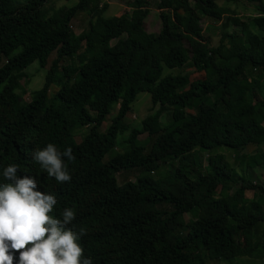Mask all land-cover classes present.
Returning a JSON list of instances; mask_svg holds the SVG:
<instances>
[{
	"label": "trees",
	"instance_id": "trees-1",
	"mask_svg": "<svg viewBox=\"0 0 264 264\" xmlns=\"http://www.w3.org/2000/svg\"><path fill=\"white\" fill-rule=\"evenodd\" d=\"M48 1L0 0V183L3 168L16 164L18 177L36 178L37 191L56 197L50 215L73 208L70 227L86 229L79 243L92 264L263 260L264 185L244 170L264 171V0H246L256 13L244 20L218 0H130L129 11L114 17H104L101 0H76L45 17ZM150 1L156 33L145 28ZM81 13L88 30L78 37L71 22ZM203 19L221 24L217 46L204 37ZM52 54L43 85L25 100L23 70L34 62L44 68ZM188 63L202 79L163 76L164 67ZM248 70L258 74L248 78ZM142 92L151 113L129 131L124 121ZM166 107L171 121L162 123ZM128 131L118 153V136ZM48 143L72 148L74 161L62 157L70 182L58 183L33 161ZM249 147L256 152L237 156L241 172L215 153ZM163 165L166 176L156 178ZM118 173L134 180L120 185Z\"/></svg>",
	"mask_w": 264,
	"mask_h": 264
},
{
	"label": "clouds",
	"instance_id": "clouds-1",
	"mask_svg": "<svg viewBox=\"0 0 264 264\" xmlns=\"http://www.w3.org/2000/svg\"><path fill=\"white\" fill-rule=\"evenodd\" d=\"M33 161L58 183L70 182L72 177L62 157L74 161L72 148L61 152L48 143L32 153ZM19 166L3 168L4 183H0V264H92L85 257L79 240L87 234L81 227L71 226L76 219L73 208H65L62 218L50 213L58 201L50 193L37 191L34 177H18Z\"/></svg>",
	"mask_w": 264,
	"mask_h": 264
},
{
	"label": "rangeland",
	"instance_id": "rangeland-1",
	"mask_svg": "<svg viewBox=\"0 0 264 264\" xmlns=\"http://www.w3.org/2000/svg\"><path fill=\"white\" fill-rule=\"evenodd\" d=\"M22 2L23 0H15ZM130 0H101V3H107L108 9L104 13V17H114L120 16L123 13L129 11L127 8L128 3ZM76 4V0L66 1V0H49L42 8V12L44 16H50L54 11L58 10L61 7H70ZM218 4L222 5L223 7L228 8L229 10H234L240 19L244 20L247 16L253 15L256 13L252 4H248L246 0H218ZM148 8L150 9L149 16L145 21V28L148 32L156 33L160 30V22L158 19V11L156 9V4L154 1H150L148 3ZM167 14V11H165ZM88 19L89 17L85 13H81L71 22L72 30L78 37H82L84 33L88 30ZM199 27L202 29L204 37L209 42L210 46H217L219 44L221 31H223L221 24L212 22L207 19H203L201 23H199ZM236 28L229 26L225 29L227 32H232ZM236 47L239 49L244 47L243 39L239 32L236 33L235 39ZM55 54H52L48 65L44 68H40L37 62H34L26 69L23 70L24 79L21 81V86L27 92L25 94L24 99L28 100L30 98V94L37 91L44 83V79L46 73L49 69V65L53 60ZM1 62V59H0ZM257 72L247 71L245 76L248 78L252 75H257ZM172 75V76H183L187 75L190 81H194L197 79L203 78V73H198L195 71L193 65L188 63L183 68H175V69H168L166 67L163 68V76ZM54 88H57L54 86ZM58 89V88H57ZM56 90L52 91L50 97ZM264 92V91H263ZM262 94L257 93V98H261ZM151 96L146 92L139 93L134 103L131 105V110L125 119V124L130 128H139L141 125L142 120L147 117L151 113ZM157 109V108H156ZM117 109H114L111 114L108 116L106 122L102 125L101 130L106 132L108 127L111 124V117L116 114ZM162 123H168L171 121V109L164 108V112L162 113L161 117ZM79 129H76V142H79L82 138L84 132H79ZM129 131L125 133L123 136H118V141L120 145L116 147V151L121 153L125 149V144H123V140L128 136ZM146 135L139 136L140 140H144ZM257 148L249 147L248 149L242 151L239 154H236L229 150H218L215 153L222 154L225 157V161L229 163V165L235 168L237 171L241 172L242 167L238 163L237 156L238 155H251L255 153ZM264 150V146H263ZM201 157L205 159L207 156L206 154H202ZM108 159V158H106ZM177 166V162H170V169L175 168ZM169 166L163 165L160 170L154 175L156 178L162 177L164 178L169 170ZM244 174L251 180L253 184H261L264 185V171L260 168L251 170L245 169ZM118 183L121 185L127 179L134 180L133 173H118L116 175ZM253 193L251 191H247L245 196L247 198H251ZM190 216H186L185 219H188ZM206 264H264L263 260H252L249 258H242L238 260H234L232 262H224V261H207Z\"/></svg>",
	"mask_w": 264,
	"mask_h": 264
}]
</instances>
